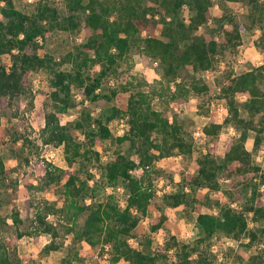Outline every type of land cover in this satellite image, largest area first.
<instances>
[{
  "label": "trees",
  "instance_id": "1",
  "mask_svg": "<svg viewBox=\"0 0 264 264\" xmlns=\"http://www.w3.org/2000/svg\"><path fill=\"white\" fill-rule=\"evenodd\" d=\"M67 0L70 10L83 8L85 27L91 30L86 41L67 51L60 58L52 54H40L39 37L48 28L58 26L74 29L79 25L74 13L61 16L53 0H35L32 11H24L14 5L13 0H0V54L10 56L8 63L0 60V111L11 105L14 97L24 93L28 87L29 73L45 68L49 73V101L45 102L44 123L40 129L41 141L62 145L64 159L68 167L52 165L45 168L44 184L65 178L62 194L63 203L57 208L47 204L45 212L36 210L35 231H19L23 234L47 232L53 236L56 227L46 220L48 213L57 209L68 213L75 223L77 216L87 211L80 228L74 226L76 238H83L95 244L99 240L111 247L110 264H159L166 260L168 252L174 251V264H216L211 252L212 237L223 232L234 238L248 236L249 242L258 237L256 229L248 225L251 217H264V204L258 200L253 186L250 196L245 197L239 186L256 178L264 182V173L252 160L251 150L246 146L249 134L253 133L252 145L261 148L264 140V62L237 73L228 72L218 84V95L225 99V111L221 115L209 114V107L190 100L192 94H206L209 83L198 71L214 65L215 56L225 50L236 51L241 43L242 31L261 27L258 44L264 49V0H244L247 12L243 19L233 13H225L217 18L218 39L214 33L201 30L212 15V0ZM237 1V0H232ZM186 4L191 10L188 19L180 16V8ZM161 23L160 36L141 35V29H150ZM138 46L146 56L158 57L162 64V77L155 84L145 88L147 82L137 79L131 72V48ZM66 66H62L63 64ZM99 64L96 73L90 68ZM188 69L191 70L187 71ZM186 70V72H182ZM120 74L121 81L109 92L101 90L102 79L111 74ZM102 102L110 113L106 119H114L115 114L126 118L122 133L113 136L103 116H92L82 110L79 118L64 120L63 114L73 105V94ZM121 93L125 101L119 106L110 103ZM237 94H245L239 101ZM159 98L166 105L183 103L189 108L199 107L208 115V121L200 130L213 137L224 125H232L238 134L230 139L220 158L215 155V147L209 146L196 157V170L182 174L181 187L162 194L163 202L169 206L186 203L190 198L189 189L207 187L219 188L218 174L234 164V171L240 183L233 182L228 194L238 200L239 206L224 205L215 214L198 210L196 225L200 235L191 241H178L173 235L163 243L150 247L146 238L144 247L133 246L128 238L139 221L146 215L153 200L155 189L149 173L153 162L174 152L190 155L193 151L191 136L184 132L176 115L155 108L152 100ZM241 108L247 116L241 113ZM171 115V116H170ZM171 117V118H170ZM76 129L82 133L78 139ZM118 145L128 144L137 158L121 150H115L111 159L101 164L103 181L108 185H123L126 198L121 206L112 195L104 199L80 201L85 195L93 196L95 187H86L87 179L77 182V176L70 169L82 157L89 159L91 154L98 157L97 141L112 137ZM135 171V174L132 171ZM6 169L0 157V183ZM156 214L149 222L150 231L156 233L166 216L157 207ZM11 220L17 226L22 219L17 207L13 206ZM1 220L3 218H0ZM57 244L51 239L43 250L55 249ZM253 264H264V248L253 256ZM257 258V259H256ZM0 264H20V259L12 255L6 243L0 241ZM94 264V263H90Z\"/></svg>",
  "mask_w": 264,
  "mask_h": 264
},
{
  "label": "rangeland",
  "instance_id": "2",
  "mask_svg": "<svg viewBox=\"0 0 264 264\" xmlns=\"http://www.w3.org/2000/svg\"><path fill=\"white\" fill-rule=\"evenodd\" d=\"M14 5L24 11H32L35 0H13ZM153 1V0H151ZM87 0H83L85 4ZM61 16L74 13L79 25L74 29H63L58 26L48 28L43 37H39L40 54L49 53L56 58H60L67 51L73 50L77 45L86 41L91 30L85 27L84 16L87 10L78 8L70 10L67 7V0H53ZM247 4L244 0H212V15L206 23L199 26V31L206 30L214 33L216 38L221 35L217 29V18L225 13H233L239 19H243L247 12ZM180 16L185 20L191 14L189 6L184 4L180 8ZM264 25V21H263ZM161 23L157 22L150 29H141L140 34H153L160 36ZM261 32L260 26L242 31L241 43L236 51L225 50L215 56L214 65L208 70L198 71L210 85L206 94H192L190 100L196 103H203L209 107V114L215 112L221 115L225 111V99L219 96L218 84L228 73H237L259 65V61L264 62V49L258 44ZM131 72L137 79H144L149 88L155 84L157 79L162 77V64L158 57L146 56L140 52L138 46L131 48ZM0 60L8 63L10 56L7 53L0 54ZM262 62V63H263ZM63 64L62 66H66ZM100 68L95 64L90 68L91 73H96ZM187 71H190L188 69ZM183 73L186 70L182 71ZM48 71L41 67L29 73L28 87L26 91L13 98L11 105L0 111V157L3 161L6 173L0 183V241L6 243L12 255L20 259V264H110L111 247L99 240L95 244L83 238H76L74 230H69L71 226L80 228L83 224L87 211L81 212L75 223L71 221L68 213L57 209L48 213L46 220L52 222L56 227V234L53 236L47 232L37 234H23L17 236L19 231H33L37 225L36 210L41 214L45 212L47 204L53 203L55 207H61L63 203V182L64 177L44 184L43 173L46 167L59 165L68 167L64 159L62 145L45 144L40 138V129L44 123L45 102L49 101ZM121 81V75L111 74L102 79L101 90L109 92L112 87H117ZM239 101L245 98V94H237ZM124 96L119 93L111 98L110 103L123 105ZM155 108L176 115L182 123L184 132L191 136L193 151L190 155L174 152L173 154L155 160L151 166L149 178L155 189V199L153 200L146 215L139 221L132 230L128 238L133 246L144 247L146 238L151 240L150 247L163 243L173 235L178 241H191L201 233L196 225V215L198 210L210 211L215 214L224 205L239 206L238 200L230 196L227 190L233 182L240 183L237 173L234 171V164L230 169L221 171L218 174L219 188L209 189L207 187H196L190 191V198L186 203L178 206H169L163 202L162 194L174 191L181 187L182 174L196 170V157L206 151L207 147H215V155L220 158L226 143L238 134V131L230 124L224 125L219 133L213 137L204 135L200 127L208 121V115L199 107L189 108L183 103H169L166 105L159 98L152 100ZM223 105V108L220 106ZM221 109V110H220ZM89 111L92 116H103V120L108 123L113 136L122 132L126 126V118L115 114L114 119H106L105 114L110 113V108L100 101H93L83 97L79 92L73 94V105L63 114V119H77L81 111ZM241 113L247 116V112L241 108ZM171 116V115H170ZM171 118V117H170ZM123 123V124H121ZM78 139H82V133L76 129ZM112 137L104 138L95 144L99 150L98 157L91 154L89 159L78 158L69 167L77 176V182L87 179L86 187H95L93 196L85 195L80 201L86 203L98 199H104L112 195L113 199L120 205L126 198L123 185H108L103 181L101 175V164L105 163L113 156L115 150H121L126 154L137 158L128 144L118 145ZM253 133L251 132L246 140V146L251 150L252 160L260 166L264 173V140L261 148H254L252 145ZM135 174V171H132ZM2 177V176H0ZM3 178V177H2ZM1 179V178H0ZM259 178L248 184L240 183L239 186L245 197L250 196L253 186L258 185L255 191L258 200L264 204V182H258ZM112 186V187H111ZM122 187L121 189L119 187ZM18 209L22 219L17 226L11 220L12 207ZM166 216L164 222L156 233L150 231L149 222L156 214L157 207ZM248 225L256 229L258 237L249 242L248 236L234 238L223 232H218L212 237L211 252L214 255L216 264H253L256 255L264 248V217L253 218L248 214ZM35 231V230H34ZM53 239L57 247L49 251H44L45 243ZM257 259V258H256ZM174 251L168 252L166 260H160L159 264H174ZM122 264H131L123 261Z\"/></svg>",
  "mask_w": 264,
  "mask_h": 264
},
{
  "label": "built area",
  "instance_id": "3",
  "mask_svg": "<svg viewBox=\"0 0 264 264\" xmlns=\"http://www.w3.org/2000/svg\"><path fill=\"white\" fill-rule=\"evenodd\" d=\"M262 62H263L262 60L259 61L260 64H262ZM206 70H208V69H206ZM220 108H223V105L220 106ZM220 110H221V109H220ZM121 124H123V123H121ZM124 129H125V128H124ZM117 132H118V134H120V130H118ZM122 132H123V128H122ZM122 132H121V133H122ZM111 187H112V186H111ZM119 188L121 189L122 187L120 186ZM125 201H126V200H124V201L121 202V206H123V205L125 204Z\"/></svg>",
  "mask_w": 264,
  "mask_h": 264
}]
</instances>
